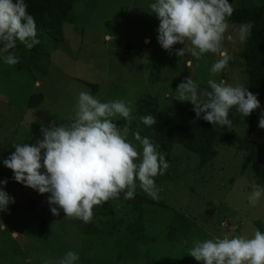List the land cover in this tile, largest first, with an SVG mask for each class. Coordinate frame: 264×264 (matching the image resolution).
Here are the masks:
<instances>
[{
	"label": "rangeland",
	"instance_id": "rangeland-1",
	"mask_svg": "<svg viewBox=\"0 0 264 264\" xmlns=\"http://www.w3.org/2000/svg\"><path fill=\"white\" fill-rule=\"evenodd\" d=\"M153 2L74 0L58 41L41 35L40 45L31 50L18 42L12 51L19 63L9 66L0 59V181H7L0 189L12 198L7 210L0 211V224L6 226L0 230V264H58L68 251L79 255L76 264H201L188 255L193 241L264 232V195L255 206L248 201L254 184L264 189V169L258 163L241 169L244 151L233 146H215V156L204 166L178 144L159 152L169 164L163 175L154 177L160 198H150L137 182L133 199L125 200L122 192L119 198L94 206L88 223L66 217L59 209L58 216L52 215L50 208L58 206L49 205L50 194L16 182L3 163L15 151L13 144H33L42 139V126L68 121L83 91L101 102L123 100L132 109L130 124L119 116L112 120L121 130L128 127L127 140L142 152L132 135L140 116L165 111L178 124L189 122L188 104L194 106L171 97L186 78L197 83L201 99L210 91L209 79L246 84L243 43L237 36L241 24L228 22L222 48L232 59L219 74H212L218 55L206 53L199 60L187 53L176 56L188 42L173 45L171 53L162 48L157 39L159 20L149 8ZM229 3L264 6V0ZM108 34L111 41L105 39ZM36 92L42 94L40 103L27 107L28 97ZM259 103L253 131L248 129L251 114L243 117L235 107L228 113L231 128L211 125L264 143V129L258 126L264 101ZM26 199L31 200V211L24 210Z\"/></svg>",
	"mask_w": 264,
	"mask_h": 264
},
{
	"label": "clouds",
	"instance_id": "clouds-1",
	"mask_svg": "<svg viewBox=\"0 0 264 264\" xmlns=\"http://www.w3.org/2000/svg\"><path fill=\"white\" fill-rule=\"evenodd\" d=\"M150 13L159 20L158 43L171 53L173 45H185L176 51V56L189 54L199 60L204 54L218 55L210 68L212 74H219L228 66L232 57L222 48L225 32L229 28L228 18L233 14L229 0H155L149 5ZM25 0H0V59L6 65L19 63L14 50L17 43L31 50L40 43L37 38L36 22L27 11ZM253 24H241L237 36L244 43ZM112 35L105 36L111 41ZM228 40L233 37L229 35ZM186 66L191 68L192 61ZM210 91L201 99L197 83L186 78L171 96L180 102H191L196 118L208 123L231 128L228 118L233 107L243 116H249L260 107L257 96L242 85L232 86L224 80L207 81ZM119 116L129 124L132 109L123 100L101 102L89 92L79 94L74 113L68 121L57 126L55 122L42 126V139L33 144L15 143V149L4 165L12 170L14 179L40 194L48 193L52 215L91 221L93 207L103 205L110 199L135 197L137 182L139 188L153 200H158L159 189L154 177L163 175L169 168L165 156L157 151L148 137L141 138L134 132L142 152L127 140L128 127L118 128L112 118ZM139 119L146 126L156 124L153 115L145 114ZM258 126L264 129V113ZM43 150V154H42ZM45 171L42 173L41 169ZM7 181H0L6 184ZM264 195V189L253 185L248 201L255 206ZM12 202L5 191L0 189V211L7 210ZM59 209V210H58ZM0 230L6 226L0 224ZM188 255L201 264H264V232L255 231L251 237L226 234L214 239L195 240ZM79 255L68 251L58 264H76Z\"/></svg>",
	"mask_w": 264,
	"mask_h": 264
},
{
	"label": "trees",
	"instance_id": "trees-1",
	"mask_svg": "<svg viewBox=\"0 0 264 264\" xmlns=\"http://www.w3.org/2000/svg\"><path fill=\"white\" fill-rule=\"evenodd\" d=\"M73 1L25 0L28 5L27 11L36 22L37 38L41 35H45L52 41H58L61 38V23L69 17ZM233 9V14L228 18L229 23L251 22L253 24L251 34L242 44L240 51L247 77L244 87L256 95L259 101H264V6H240L233 7ZM38 45L34 48L37 49ZM84 85L92 86L87 82ZM41 99L40 92L33 93L28 97L26 106L34 107L40 103ZM187 112L189 122L178 124L167 112L158 111L153 115L156 118L155 125L146 126L142 121H139L136 132H139L141 138L148 137L154 145L158 146V152H168L176 144L182 146L195 154L199 166H204L215 156V146L219 145L233 146L237 150L244 151L241 169L246 168L250 163H258L264 169V143L214 129L210 123L202 119L203 114H201V118H196L190 104H188ZM257 122V112L253 111L249 117V131L255 129ZM28 202L31 200L26 199L25 211L32 210V206ZM41 222L45 225L47 221L43 219Z\"/></svg>",
	"mask_w": 264,
	"mask_h": 264
}]
</instances>
